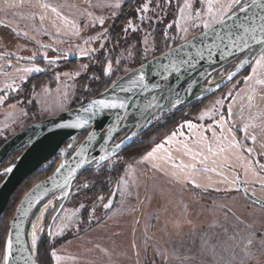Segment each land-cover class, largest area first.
Instances as JSON below:
<instances>
[{
	"label": "rangeland",
	"instance_id": "obj_1",
	"mask_svg": "<svg viewBox=\"0 0 264 264\" xmlns=\"http://www.w3.org/2000/svg\"><path fill=\"white\" fill-rule=\"evenodd\" d=\"M138 1L133 2L137 5ZM39 3L50 7L38 6L37 0H14V6L9 7L5 0H0V51L6 53L0 55V96L7 97L4 103H0V137L20 129L31 120L44 118L67 108L76 99L74 93L79 78L88 75L92 80L93 76H97L94 69L96 67H100L102 74V63L109 59H121L119 70L112 78L116 77L120 70L129 65V59H124L127 57L126 48L136 42L120 46L116 54L109 50L113 44L109 42L108 33L121 10L113 7L115 0H39ZM182 4L183 0H176L174 9H170L172 16L166 21L164 30H168L167 24L179 18L178 5ZM52 8L57 11L53 12ZM135 8L136 6L134 9L129 7L133 11L128 20L140 24L136 19L138 14ZM114 11L117 12L115 17ZM41 16L44 17L43 20L40 19ZM101 17L105 19L104 25L98 22ZM72 23H75V29L71 27ZM15 28L24 34L15 32ZM105 29L107 39L101 37L85 43ZM141 29L143 31V25ZM168 31L171 34L174 29ZM143 36L144 34L141 40ZM87 49L97 51L87 56L81 55L82 50ZM57 50L77 57L74 61L66 58L49 63V60L29 61L7 54L44 58L46 53L51 58L56 56ZM33 64L50 72L51 79L38 87L30 83V78L42 70L28 74L18 71L32 67ZM233 64L231 62L225 65L207 80L220 77ZM85 65L87 69L84 68ZM76 72H80V75L76 76ZM249 73L250 68L200 100L184 116L178 118V123L163 127L157 132L159 138L151 146L154 147L155 143L161 142L173 131L181 133L177 140L188 141L189 146H193L192 141L198 139L196 130H189L186 125L183 129L179 127L185 120L203 126L199 129L200 134L207 137V143L214 150L217 145L212 136L213 130L217 137L221 132L229 138L234 135L244 147L211 159L217 160V170L224 171L229 180L236 174L247 179L248 193L244 192L243 185H239V191H236L235 187L220 183L221 178L214 173L208 174L212 176L211 181L203 175L197 177V183L201 185L197 188L183 176L174 177L171 162L155 161L161 165L159 168L152 167L151 161L140 163L142 155L151 147L131 159L120 151V159L114 166L101 163L100 169L103 170L117 169L118 166L122 168L113 177L116 178L115 193L108 208L103 207V203L110 194L97 192L93 196L87 192L88 187H83L85 183L89 184V179L80 177L72 185L63 206L49 224V217L60 202L58 193L53 194L52 207L39 224L43 231L37 233L38 245L44 238L50 242L53 264H264V207L254 202L256 197L264 196L259 183L264 172L258 177L252 176L251 172L245 177L243 172L245 161H258L255 165L258 171L259 164H264V156L261 155L264 153V86L244 83L243 78ZM22 76L26 78L21 79ZM229 91L232 92V98L227 96ZM249 97L252 99L249 100ZM222 98L223 105L215 103ZM228 105H231L230 118L227 115ZM202 113H207L203 119L200 118ZM221 114H224L226 120L224 129L214 123ZM245 124L249 126L247 134L243 130ZM208 125H212V128H208ZM227 128H231L232 133H228ZM81 133L77 136V142L84 135ZM253 134L256 136L254 142L245 138L246 135ZM227 142L223 141L222 145ZM168 147L172 149L176 163L181 159L186 164L191 162L190 156L176 151L179 144ZM247 148H253L254 151L249 155ZM232 152L243 156V159H238ZM224 156H229L230 159L224 161ZM55 159L52 158L49 162ZM112 159L115 160L116 157L113 156ZM220 164L224 166L219 167ZM217 188L220 190L217 191ZM253 191L256 193L255 198L248 195ZM121 199L131 206V210L116 216L110 215L115 212L114 206ZM210 205L216 208L211 209ZM66 217L70 218V226L63 229L66 238L60 240L59 237L63 235L57 233L61 231L63 223L69 222L64 219ZM94 221L96 222L93 223ZM87 222L93 224L84 230L82 225L85 226ZM249 240L251 244L248 243ZM37 248L33 249L35 255ZM53 251L61 258L59 261L52 255Z\"/></svg>",
	"mask_w": 264,
	"mask_h": 264
},
{
	"label": "snow or ice",
	"instance_id": "obj_2",
	"mask_svg": "<svg viewBox=\"0 0 264 264\" xmlns=\"http://www.w3.org/2000/svg\"><path fill=\"white\" fill-rule=\"evenodd\" d=\"M124 2L125 0H115L113 7L116 10H119ZM5 3L9 7L14 6V0H5ZM37 3L38 6L43 8L50 7L48 4H40L39 0H37ZM170 4L171 0H139L138 5L135 8V12L138 14L136 19L140 22L145 20L150 22L155 16V18L159 21L162 19L165 8L170 6ZM157 8L160 9V14H156L155 9ZM52 11L56 12L57 9L52 8ZM178 11L179 18L166 26L168 30L174 29V31L171 34L168 30L161 32L165 51H162L160 55L169 57V62L159 64L158 67L153 70L154 76L161 77L162 80H168L170 76L176 74L177 84H179L180 80L183 79L184 73L198 71L200 62L204 60H207L210 65L214 64L216 63V57L218 56L221 61L228 60L229 58L234 59L236 63L233 67L237 70L244 68L245 65L250 68V73L243 78L244 83H254L256 85L264 86V0H183V4L178 5ZM116 15L117 12L114 11L113 16L115 17ZM40 19L43 20L44 17L41 16ZM98 22L100 25H104L105 19L102 17L98 18ZM71 27L75 29V23H72ZM152 28L153 26L149 23L147 29H144V36L141 42L143 45L142 54L145 60H147L149 54H152V60L156 61L159 59L155 53L159 48L160 41L154 36V29L151 31L149 30ZM141 30V25L134 23L132 20H128L122 29L126 38H128L131 33H138ZM25 35H27V33H25ZM101 37L105 39L108 38L107 29L96 37H90L88 41H85V43H88L91 40H98ZM198 37L201 38L202 41L199 46L196 44ZM176 41H181V43H176ZM101 47H104V45H101ZM189 47L194 49V55L192 51H186L184 52L183 57H176V53H179ZM137 48V45H129L128 48H126L127 57H124V59L133 58L134 53H137ZM96 51L97 49L82 50L81 55L87 56ZM60 58L61 57H55L50 59L46 53L44 54V59L49 60V63H55V61ZM21 59L24 58L21 57ZM27 59L32 61L34 60V57H29ZM120 64L121 59H116L115 61L109 59L105 63H102V76L108 77L111 81L109 87L105 88V92H107L109 88L117 87H119L121 92H131L133 88H139L143 92H150L162 87L160 83H152L148 81L145 72V63H141L138 69H123L125 76L131 73L132 78L128 80V87H122L121 82L124 79L123 77H117L115 80L111 79L115 75V72L119 70ZM84 68L87 69V65H85ZM41 70L42 69L40 67L33 64L32 67H26L18 71L28 74L33 71L39 72ZM65 75L70 74L65 73ZM75 75L79 76L80 72H76ZM209 75H211V73L207 72V70L199 71V76L206 81ZM225 75L229 80H232L235 77L236 72L229 71L226 72ZM24 78H26V76L21 77V79ZM92 79L100 80L101 77L93 76ZM207 82L209 87L213 85L216 88L220 87L219 83H216L215 81ZM197 83H199L198 80L191 79L184 91L190 94L193 87ZM167 93L168 95H161L159 98L153 95L151 100L147 101L143 105L135 106L139 111L145 126L150 125L153 121L157 120L159 112L167 110L165 104H167L170 108H176L178 105H182L184 103V101L180 98L179 92L176 91L174 87L168 86ZM227 96L232 98V92L229 91ZM6 99V96H0V103H4ZM251 99L252 97H249V100ZM161 100L165 101V103H161ZM215 103L223 105V98ZM129 106L128 98L120 99L119 97L113 96L109 99H92L89 102L88 107L84 108L83 111L92 112V115H95L97 111L103 112L105 109L125 110V115L123 116L120 115L119 112L115 113V123L107 129V139L114 140L115 136L113 133L117 132L120 121L127 118V110ZM153 109H155V111H153ZM206 114L207 113H202L200 118L203 119ZM231 114V105H228L227 115L229 118L231 117ZM87 123V120L77 117V120L74 123L68 122L57 126L80 128ZM214 123L218 124L221 129H224L226 124L224 114H221L218 120H214ZM185 125L189 130H196V136L198 139L192 141L193 146L190 147L188 141L177 140L178 135L181 133L173 131L170 135L166 136L164 140L159 143H155L154 147H151L150 150L146 151L142 155L139 162L148 163L151 161L153 162L152 167L154 168L161 167V165L159 163H155V161H161L164 163L171 162L172 168L174 169L172 175L177 178L183 176L186 181H190L197 188L201 187V185L197 183V177L203 175L207 180L211 181L212 176L208 174L214 173L216 176L221 178L219 181L220 183L231 185L236 188V191H239V185H243L244 192L248 193L249 181L247 179H242L239 174H236L231 180H229L224 171L217 170V160L211 159L213 156H220L221 154L234 149L243 148L244 146L239 144V142L235 139V136L232 135L231 138H229L224 135V132H221L220 136L217 137V133L213 130L212 136L217 145L214 150L213 146L207 143V137L200 134L199 129L203 126H198L191 120H185L184 124L179 126L180 129H183ZM141 126L142 125L139 123L137 124V127ZM248 127L249 126L245 124L243 128L246 134L248 132ZM208 128H212V125H208ZM226 131L228 133H232L231 128H227ZM131 135L134 137L137 133L133 132ZM94 137L95 132L88 134L89 140H92ZM127 138L128 137L125 136L124 139ZM245 138L251 139L253 142L256 140V136L254 134L246 135ZM225 140L228 141L227 144L222 145V142ZM173 144L180 145V147L176 149L177 152H182L183 155L191 157L190 163L186 164L182 159L179 163L175 162L172 149L168 147ZM122 145L123 139L119 142L113 143L110 148H104V155L95 160L97 169L99 170L102 167L101 161H104L106 166H114L120 159L118 150L121 149ZM67 147L75 148L76 146L74 144H69ZM198 148L199 150H197ZM205 148L207 150V154H205ZM246 151L250 155L254 149L247 148ZM109 152H111L112 156L116 157L115 160L112 159V156H109ZM78 154L80 159L77 163V168L89 163L83 148L80 149ZM232 154L237 155L236 152H232ZM261 155L264 156V153H261ZM237 158L243 159V156L237 155ZM210 159L212 166L209 165ZM228 159H230L229 156H224V161H227ZM257 163L259 162L245 161L243 165L245 177H247L249 172H251V175L254 177H258L261 172H264V164H259L258 171L255 167ZM197 165H199V167ZM223 166V164L219 165V167ZM62 167L63 165H61L60 168H57L56 171L59 172ZM229 167L231 166L229 165ZM3 171L7 174L12 171V168L6 167ZM73 171H75V169H73ZM67 183L68 181L65 180V185H67ZM259 183L261 184L262 192H264V177L260 178ZM36 187L39 189L40 185H37ZM83 187L87 188L89 185L85 183ZM219 190L220 189L217 188V191ZM44 195H47V191L44 192ZM27 196L28 194H26V198ZM252 196L256 197V193L254 191L252 192ZM100 199L103 200V197H100ZM254 202L260 203L261 206L264 207V196L256 197ZM21 203H23V201H21ZM51 203L52 201L49 200L48 204L45 205V208L50 206ZM31 205L32 201L29 199V206L31 207ZM103 207L108 208L109 204L106 203ZM17 211H21V209L18 208ZM93 211H95V209H93ZM23 214H26V212ZM64 219L69 222L62 224L61 231L57 233V235H63V229L70 226V218L66 217ZM14 226H19L16 224L15 218ZM32 228V249H36L38 246L37 233L43 231V228L39 227L35 222H33ZM16 242L19 243V233H17ZM248 243L251 244V240H249ZM13 246L12 233L7 227H5L4 238L0 241V264H13ZM52 255L58 261L61 259L58 255H56L55 251L52 252ZM25 264H36V261L27 258L25 259Z\"/></svg>",
	"mask_w": 264,
	"mask_h": 264
},
{
	"label": "water",
	"instance_id": "obj_3",
	"mask_svg": "<svg viewBox=\"0 0 264 264\" xmlns=\"http://www.w3.org/2000/svg\"><path fill=\"white\" fill-rule=\"evenodd\" d=\"M15 32L19 34H24L21 30L15 28ZM181 43V41L177 42ZM201 38H197L196 44L201 45ZM162 51H165L163 49ZM155 53V55L159 58L156 61L152 60V55L147 58V60H143L142 62L132 66L131 68H139L141 63H145V72L147 75V79L152 83H160L161 88L155 89L150 92H143L139 88H133L131 92H121L119 87L117 88H109L107 92H105V88H108L111 83H109L104 89L96 92V94L92 95L88 99L80 102V104H75L64 108L52 115L46 116L44 118L31 120V122L25 124L20 127V129L11 133L5 140L0 143V215L2 214L5 206L7 205L10 194L16 189V187L22 182V180L30 174L36 168L46 165L52 158L55 159V165L51 168V171L40 178L39 180L34 181L33 184L24 192L22 196L18 200L14 212L11 216V219L8 224V229L12 233L13 238V264H25V259L30 258L36 261V264H41L37 259L35 252L28 243L27 237V225L28 218L35 206V204L44 197V192L47 191V194L58 193L60 197V202L57 208L52 213L49 224L52 221L53 217L58 213L64 204L67 196L71 191V187L74 179L87 167L95 165V160L99 159L100 156L104 155L103 149L110 148V146L119 142L123 139V145L121 149L118 150V153L122 151L126 146L132 143V140L141 134L143 131L148 129V127L152 126L155 122H164L166 114L174 111H179L182 107L188 105L182 115L187 113L189 109H191L195 104L200 102L203 98L210 95L211 93L217 91L219 88H216L214 85L209 87V80H205L199 76V71L207 70V72L215 73L225 65L236 61L232 58L228 60L221 61L219 57H216V63L209 64L207 60L201 61L198 66V71L191 73H184L183 79L180 80L179 84H177L176 74H173L169 77L168 80H162L161 77H157L153 75V70L158 67L159 64L168 63L169 57L161 56V52ZM192 51L193 55L195 54L194 49L190 47L176 53L177 58H181L184 56V52ZM57 56L61 57L60 59H73L77 56L74 54H69L62 50H57ZM5 52L0 51V55H5ZM12 57L27 59L33 56H26L20 54L7 53ZM34 60H46L42 57H34ZM150 62V63H149ZM233 64V65H234ZM231 66V68L227 71L236 72V75L243 70L241 68L239 70L235 69ZM209 75V76H211ZM235 75V76H236ZM207 77V79L209 78ZM118 77H123V81L121 82L122 87H128V80L132 78V74L129 73L125 76L124 72ZM117 79V78H116ZM191 79H196L199 81L201 86H203L202 90L195 94L190 95L186 93L184 89L187 87L188 82ZM230 81L225 73L220 75V77L216 78L215 82L219 83L220 87ZM172 86L179 92L180 98L184 101L182 105H178L176 108H170L167 104L165 107L166 111L158 113V119L153 121L150 125H144V121L139 114V111L135 107L136 105H143L147 101L151 100L153 95L158 98L161 95H168L167 87ZM113 96L119 97L120 99H129V108L127 110V116H134L133 121L129 123L126 119L120 121L118 125V129L116 133H113L115 136L114 140L107 139V129L109 126L114 125L115 123V113L119 112L120 115H125V110L119 109H105L103 112L97 111L95 115H92V112L83 111L84 108L88 107L89 102L92 99H109ZM161 103H165V101L161 100ZM155 111V109H153ZM77 117H80L84 120H87L88 123L83 127L74 128V127H58L57 125L65 124L68 122H76ZM142 125L141 127H137V124ZM85 132L83 137L77 142V136L81 132ZM95 132V137L92 140L88 139V134ZM137 133L136 136H132L131 133ZM127 136V139H124ZM74 144L75 148H69L67 145ZM83 148L89 163L84 164L82 167L77 168V163L80 159L79 151ZM20 150L13 159L4 166H1L2 163L14 152ZM109 156H112L111 152L108 153ZM113 157V156H112ZM104 161H101V163ZM63 165L59 172L56 171L57 168ZM11 167L12 171L5 174L4 168ZM75 169V171H73ZM71 173V174H70ZM65 180L68 181L67 185H65ZM37 185H40V188L37 189ZM115 188L111 190L109 197L106 200V203L111 205V202L114 198ZM26 194H28L26 198ZM249 197H253L252 194H248ZM255 198V197H253ZM29 199L32 201L31 207L29 206ZM23 201V203H21ZM105 203V204H106ZM21 209V211H17V209ZM26 212V214H23ZM14 218L18 227L14 226ZM48 224V228H49ZM17 233H19V243L17 240Z\"/></svg>",
	"mask_w": 264,
	"mask_h": 264
},
{
	"label": "trees",
	"instance_id": "obj_4",
	"mask_svg": "<svg viewBox=\"0 0 264 264\" xmlns=\"http://www.w3.org/2000/svg\"><path fill=\"white\" fill-rule=\"evenodd\" d=\"M134 0H125V2L122 4L121 6V10L118 13V16L115 19V24H113L111 26V31L110 33H108L109 35V42H111V47L109 48V50L111 49L112 52L114 54L118 53L119 47L120 46H125L126 44H129L132 41H136L135 45L138 46L137 48V53H134L133 58L129 59V65L126 68H131L132 66L142 62L143 60H145L143 54H142V43H141V38H142V34H144V29H147V26L149 23H151V25L153 26V28L151 30L154 29V36L160 41L159 44V48L156 51V53L162 51L163 49H165L164 47V41L161 37V32L164 31V27H165V23L166 21L170 18L171 13H170V9H174L175 7V3L176 0H171V4L170 6L165 8V11L163 13L162 19L161 20H157L155 18V16L153 18H155L156 20L153 21V19L149 22H140L141 25L144 26L143 31L141 30L138 33H131L130 36L128 38L125 37L122 29L124 27V25L126 24L128 17L131 16L132 11L134 9L135 6L137 5L133 2ZM132 6L133 9L129 10V7ZM156 14H160V9H155ZM173 12V11H172ZM135 17V16H133ZM110 29V28H109ZM179 41H176V43ZM152 54H149L148 57H150ZM147 57V58H148ZM76 58H73L71 60H75ZM248 66H246L243 70H241L238 75H236L232 81L234 79H236L237 77H239L241 74L245 73L248 70ZM95 70V75L100 76L101 79L100 80H90L88 75H82L79 78V81H77V86H76V91H75V98L69 105H75V104H80V102L88 99L89 97H91L92 95L96 94V92H99L100 90L104 89V87H106L109 83H111V81L109 80L108 77H104L102 76V74L100 73V67H96L94 68ZM123 69L120 70L118 72V74L116 75V77L111 78L112 80H115L119 75H121L123 73ZM100 73V74H99ZM50 72L48 70H42L41 72L34 74L31 76L30 78V83L34 85V87H38L42 84V82L48 81L51 79V77L49 76ZM231 81V80H230ZM30 83H28L30 85ZM204 99V98H203ZM181 113L183 112H178V111H174V112H170L169 114H167L165 116V121L164 122H157L155 124H153L152 126L148 127V129H146L145 131H143L141 134H139L137 137H135L132 140V143H130V145L126 146L121 152L126 153L127 156H129V159L138 156L139 154H141L143 151L147 150L149 147H151L154 142L156 141V139L159 138V135L157 134V132L161 131L163 129V127H167L172 123H176L174 120L177 117V114H180L181 117L184 116ZM24 126V125H22ZM21 126V127H22ZM18 130V129H16ZM15 130V131H16ZM14 131V132H15ZM13 133V132H11ZM11 133H8L6 136L4 137H0V143L5 140L8 136L11 135ZM85 132L83 131L81 134L83 135ZM81 135V137H82ZM20 150L12 153L3 163L1 166L6 165L7 163H9L13 157L19 152ZM55 165V160L51 161V162H47L46 165H42L38 168H36L35 170H33L30 174H28L23 180L22 182L16 187V189L12 192V194H10V199L7 203V205L5 206V209L3 210L2 214L0 215V241L3 240L4 235H5V227L8 228V224L9 221L11 219V216L14 212V209L18 202V200L20 199V197L22 196V193H24L30 186L31 184L34 183V181L39 180L40 178H42L43 176L47 175L50 171L51 168H53V166ZM96 168V164L89 166L87 168H85L73 181V184L77 183V179H79L80 177H87V179H89L88 181V185L89 187L87 188V192L92 194L93 196L97 193V192H108L109 194L112 192L111 190H113L115 188V181L117 173L119 171H121L122 168H120L118 166L117 169H113V170H103V169H95ZM1 178V177H0ZM72 189V188H71ZM54 212V211H53ZM92 225V224H91ZM91 225H87V226H83L84 230H87L88 227H90ZM60 240L62 238H66L65 235L59 237ZM51 251V244L50 242L47 240V238H44L43 240H41L39 242L38 248H37V254L36 257L39 260V262L41 264H53V259L52 256L50 255Z\"/></svg>",
	"mask_w": 264,
	"mask_h": 264
},
{
	"label": "bare ground",
	"instance_id": "obj_5",
	"mask_svg": "<svg viewBox=\"0 0 264 264\" xmlns=\"http://www.w3.org/2000/svg\"><path fill=\"white\" fill-rule=\"evenodd\" d=\"M216 80V79H215ZM215 80H210V81H215ZM203 86H201L200 83H197L193 89L192 92L190 93V95H195L197 93H199L202 90ZM134 116L132 115H128L127 116V120L129 121V123L131 121H133ZM51 200L52 203L50 206H48L47 208H45V205L48 204V201ZM53 204V194L49 193L47 195H45L44 197H42L34 206L30 217L28 218V225H27V237H28V243L29 246L32 249V232H33V228H32V224L33 222L37 223V225L39 226V224L41 223V221L44 219L43 217H45L46 213L48 212V210L52 207Z\"/></svg>",
	"mask_w": 264,
	"mask_h": 264
},
{
	"label": "crops",
	"instance_id": "obj_6",
	"mask_svg": "<svg viewBox=\"0 0 264 264\" xmlns=\"http://www.w3.org/2000/svg\"><path fill=\"white\" fill-rule=\"evenodd\" d=\"M135 181V180H134ZM134 185H135V183H134ZM125 200H122L121 199V201H119V202H117V204L114 206L115 207V209L116 210H113V212L114 213H112V214H110V215H112V216H116V215H119V214H121V213H123V212H128L129 210H131V206L130 205H128L126 202H124ZM210 207H211V209H213L215 206H213V205H210ZM216 208V207H215ZM220 208V206H218V208L217 209H219Z\"/></svg>",
	"mask_w": 264,
	"mask_h": 264
},
{
	"label": "flooded vegetation",
	"instance_id": "obj_7",
	"mask_svg": "<svg viewBox=\"0 0 264 264\" xmlns=\"http://www.w3.org/2000/svg\"><path fill=\"white\" fill-rule=\"evenodd\" d=\"M57 55H58V54H56V56H57ZM40 61L44 62L45 60H40ZM187 106H188V105L182 107L178 112H183ZM168 114H169V113H168ZM166 115H167V114H166ZM178 118H181V115H180V114H177V117H176L175 120H174L176 123H178ZM157 122H158V121H157ZM157 122H155V123H157ZM155 123H154V124H155ZM105 203H106V200H105V202L103 203V205H104ZM95 222H96V221H94L93 223H95ZM93 223H91V222H87L85 226H87V225H91V224H93ZM83 226H84V225H82V228H83ZM85 226H84V227H85Z\"/></svg>",
	"mask_w": 264,
	"mask_h": 264
}]
</instances>
